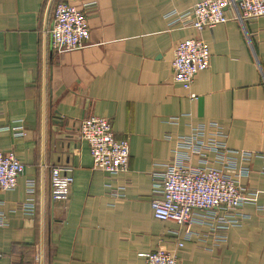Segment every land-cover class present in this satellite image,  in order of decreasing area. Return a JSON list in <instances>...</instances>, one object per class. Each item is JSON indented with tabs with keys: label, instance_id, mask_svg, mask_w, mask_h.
Listing matches in <instances>:
<instances>
[{
	"label": "crops",
	"instance_id": "0c3cea01",
	"mask_svg": "<svg viewBox=\"0 0 264 264\" xmlns=\"http://www.w3.org/2000/svg\"><path fill=\"white\" fill-rule=\"evenodd\" d=\"M199 1L0 0V151L24 166L17 187L0 191V264H144L142 255L160 247L174 250L178 264H264V17L201 33L183 26L188 18L168 26L167 13L183 15ZM56 2L85 15L86 47L52 50ZM190 38L207 44L210 65L188 92L172 80L171 60ZM90 116L110 120L115 138L127 139L126 171L92 168L79 136ZM210 123L230 149L255 153L243 179L255 204L226 232L210 233L196 215L201 224L189 225L192 235L177 249L185 228L152 216L154 174L174 158L175 138ZM17 127L23 136L15 137ZM187 165L207 163L193 157ZM54 168L71 170L66 201L50 197ZM29 198L34 210L25 213Z\"/></svg>",
	"mask_w": 264,
	"mask_h": 264
},
{
	"label": "built area",
	"instance_id": "2783aa9c",
	"mask_svg": "<svg viewBox=\"0 0 264 264\" xmlns=\"http://www.w3.org/2000/svg\"><path fill=\"white\" fill-rule=\"evenodd\" d=\"M227 8L232 10L230 18L225 15ZM261 17H264V0H200L188 13L178 15L171 11L165 15L169 27L188 18L183 26L197 33L229 20L243 23ZM49 36L55 53L86 47L90 34L85 15L68 3L56 2L51 8ZM209 65V48L201 38L181 41L173 50L172 80L189 92L196 75L207 70ZM189 97L196 98L194 94ZM16 131L15 137L23 136L21 127ZM79 136L89 147L94 170L110 175L126 171L129 143L127 139L115 138L110 120L96 116L83 119L79 125ZM174 144L171 163L163 165L162 170L154 174L153 189L157 196L150 205L155 220L185 228L181 241L176 243V248L181 249L184 241L192 235L189 225L193 222L201 224L196 215L201 216L210 233L226 232L242 224L245 217L240 209L244 205L255 204V194L243 183L251 173L247 162L255 153L230 149L215 123L192 127L188 135L175 138ZM193 157L207 165L189 167L187 163ZM208 163H214V166ZM23 172L24 166L13 152L0 151V191H13ZM73 181L70 169H52L49 176L51 199L68 200ZM34 187L33 181H27L29 196L34 194ZM20 209L32 213L33 201L29 198ZM219 239L224 240L225 237L220 236ZM142 256L144 264H178L175 251L163 247Z\"/></svg>",
	"mask_w": 264,
	"mask_h": 264
},
{
	"label": "water",
	"instance_id": "95a60500",
	"mask_svg": "<svg viewBox=\"0 0 264 264\" xmlns=\"http://www.w3.org/2000/svg\"><path fill=\"white\" fill-rule=\"evenodd\" d=\"M55 120H58L59 117H53Z\"/></svg>",
	"mask_w": 264,
	"mask_h": 264
}]
</instances>
